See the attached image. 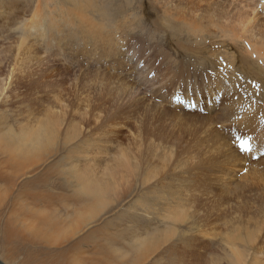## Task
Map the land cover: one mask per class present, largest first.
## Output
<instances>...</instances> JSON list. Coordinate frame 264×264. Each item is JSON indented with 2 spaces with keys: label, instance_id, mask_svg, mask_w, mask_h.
Returning a JSON list of instances; mask_svg holds the SVG:
<instances>
[{
  "label": "rangeland",
  "instance_id": "rangeland-1",
  "mask_svg": "<svg viewBox=\"0 0 264 264\" xmlns=\"http://www.w3.org/2000/svg\"><path fill=\"white\" fill-rule=\"evenodd\" d=\"M181 1L0 0L4 264H264V0Z\"/></svg>",
  "mask_w": 264,
  "mask_h": 264
},
{
  "label": "bare ground",
  "instance_id": "bare-ground-1",
  "mask_svg": "<svg viewBox=\"0 0 264 264\" xmlns=\"http://www.w3.org/2000/svg\"><path fill=\"white\" fill-rule=\"evenodd\" d=\"M71 2H72V4L73 5H76V3H74V1H80V0H70ZM84 1V0H83ZM88 3H89V5L90 6H92L91 5V2H93L94 0H86ZM184 1V0H183ZM183 1H181V2H183ZM199 1V0H198ZM212 1H214V3L216 4V6H217V12L218 13H220V15L222 14L223 15V17H225V20H226V23L228 22V20L230 21L229 23H228V27H231V29H230V31L231 30H233V28H235V26H239L240 27V30L242 29V31H244V32H246V33H249L250 32V29H248V28H250L249 27V25L250 24H252L253 22H255V21H259L260 20V17H259V15H257V11H258V9L256 8V6H255V2L254 3H251V2H248V4H247V2H246V4H243V2H242V0H226L225 2H226V5L225 6H219V2L220 1H222V0H210V1H208V2H212ZM200 4V3H199ZM259 5V4H258ZM94 6V5H93ZM195 6V5H194ZM96 8H98V10H102V8L101 7H99V5H96ZM104 8H105V6H104ZM188 8V7H187ZM250 9V11H248L247 9ZM185 9V8H184ZM214 10V9H213ZM216 11V10H215ZM196 12V11H195ZM216 12V13H217ZM176 14V16H177V13H175ZM201 14H203V13H201ZM264 14V13H263ZM262 14V15H263ZM173 15V14H172ZM195 15V14H194ZM182 16V15H181ZM208 16V15H207ZM219 16V15H218ZM192 17V16H191ZM222 18V17H221ZM230 18V19H229ZM237 19L238 20V23H239V25H237L235 22H233L232 23V20L233 19ZM221 20V19H220ZM237 20H234V21H237ZM181 21V20H180ZM189 21V20H188ZM210 22H212V21H210ZM214 22V21H213ZM212 22V23H213ZM186 23V22H185ZM189 23V22H188ZM257 23V22H256ZM193 25H192V27H194L193 29H192V31H194V32H198V28L196 27L197 25H196V23H192ZM189 25V24H188ZM191 25V24H190ZM235 25V26H234ZM185 26V25H184ZM221 26V25H220ZM202 27V26H201ZM223 27V26H222ZM224 28V27H223ZM258 29V28H257ZM260 29V28H259ZM252 30V29H251ZM235 34H233V36H234ZM245 37L247 36V35H244ZM243 36V37H244ZM240 37H241V35H240ZM258 37V36H257ZM249 42V41H248ZM251 42V41H250ZM21 43H25L24 41L22 42L21 41ZM21 43H19V46H20V44ZM249 44V43H248ZM249 47H251V44H249L248 45ZM258 47H260V46H258ZM257 49V48H256ZM255 49V51L257 52V53H259V51L258 50H256ZM3 92H4V89H2V87H0V97L2 96V94H3ZM2 136H4V135H2ZM10 136H12V139H14V140H20V139H23V134H20V135H10ZM10 139H11V137H10ZM33 138H31V140H27L26 139V142L28 143V142H31V146H29V145H27L26 144V148L29 150V151H31L32 152V154H30V156H29V159H28V164H31L30 165V169H32V168H35L36 166H38L41 162H43L44 161V159L46 158V157H43V155L41 156V155H39L37 152H36V149L35 148H33L34 147V143H33ZM4 143V142H3ZM2 138H0V153H2V154H5V144H9L8 142H5L4 144H2ZM1 164H2V167L3 168H5V167H7V162H6V160H3L2 162H1ZM25 162L24 161H22V162H17V163H15L14 165H13V167L14 168H17V169H20V170H22L23 169V167H25ZM92 170V169H91ZM78 172H79V169L78 168H76V170H75V173L78 175V177H77V179H79L80 181V184H84V186L86 187V189L88 190V191H91V192H94V191H97L98 192V188H97V190H95L96 189V187H98L99 185H98V181H97V176H95V174L94 173H92L91 174V176H90V178H88L87 176H85V175H83V174H78ZM83 172L85 173V174H88L89 172H88V170L86 169V167H84L83 168ZM15 174V173H14ZM16 175H18V173L16 174ZM1 176V175H0ZM94 176H95V179H94ZM98 180H100V179H98ZM84 181V182H83ZM96 181V182H95ZM92 184H96V187L94 188V187H92ZM101 184V183H100ZM85 189V190H86ZM87 192V191H86ZM85 192V193H86ZM97 194H99L100 195V191H99V193H97ZM83 195V194H82ZM91 195V194H90ZM89 195V196H90ZM96 195V194H95ZM98 195V196H99ZM36 196H38V195H36ZM92 196H94V194H92ZM101 196V195H100ZM99 196V197H100ZM97 200V199H96ZM96 203V202H95ZM85 210V209H84ZM83 213V212H82ZM83 215V214H82ZM175 215V214H174ZM177 215V214H176ZM92 217V216H91ZM177 217V216H176ZM179 218V217H178ZM172 219V218H171ZM86 219H84V221H85ZM91 220V219H90ZM81 221H83V218H82V220ZM84 223V222H83ZM82 223V224H83ZM80 224H81V222H80ZM21 228V226L19 227V229ZM80 231V230H79ZM16 233H19V230L17 229V231H15ZM76 232V231H75ZM77 232H78V230H77ZM75 236V235H74ZM49 241V240H48ZM146 241V240H145ZM140 242H142V241H140ZM144 243V242H143ZM155 243V242H154ZM149 244H151V242L149 243ZM149 247V246H148ZM150 247H151V245H150ZM152 247H153V244H152ZM154 247H155V245H154ZM147 248V247H146ZM145 249V248H144ZM151 249H145L144 251H143V253L142 252H140L139 253V255H138V260L137 261H142V258H143V256L145 255V253L146 254H150L151 252H149ZM235 251V250H234ZM108 252V251H107ZM113 253V252H112ZM239 253V252H238ZM115 256V255H114ZM240 256V255H239ZM146 257H147V255H146ZM145 257V258H146ZM241 257H242V255H241ZM107 258H113V256H112V254H111V252H110V256L109 257H107ZM72 260V259H71ZM72 262V261H71ZM105 262V261H104ZM105 263H107V262H105Z\"/></svg>",
  "mask_w": 264,
  "mask_h": 264
},
{
  "label": "water",
  "instance_id": "water-1",
  "mask_svg": "<svg viewBox=\"0 0 264 264\" xmlns=\"http://www.w3.org/2000/svg\"><path fill=\"white\" fill-rule=\"evenodd\" d=\"M0 264H4V263L0 260Z\"/></svg>",
  "mask_w": 264,
  "mask_h": 264
}]
</instances>
